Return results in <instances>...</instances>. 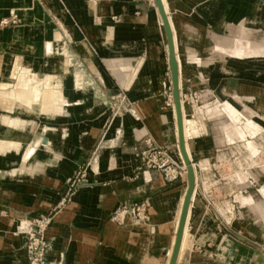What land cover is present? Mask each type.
Instances as JSON below:
<instances>
[{"label":"crops","instance_id":"1","mask_svg":"<svg viewBox=\"0 0 264 264\" xmlns=\"http://www.w3.org/2000/svg\"><path fill=\"white\" fill-rule=\"evenodd\" d=\"M161 1L173 34L180 91L193 89L200 95L208 92L230 100L264 126V54L215 56L216 46L234 49L237 40L253 41L242 37L246 31L260 41L264 0ZM10 11L17 14L18 22L1 24ZM66 61L70 65L64 66ZM7 63L10 70L16 67L17 75L34 73L43 78L51 74L60 84L65 102L58 111L51 109L39 116L51 132L41 137L60 142L61 127L69 131L60 142L69 163L76 158L73 163L78 165L81 148L93 147L101 128L111 121L106 138L113 142L102 151L97 173L88 168L87 183L71 194L74 201L70 198L61 214H53L46 233L52 257L63 252L62 264H164L186 179L179 174L174 179L165 177L162 171L147 168L141 158L148 140L162 147L176 143L174 110L167 89L166 38L153 0H0V81L4 86L10 78ZM106 91L112 95L124 93L117 104L124 113L110 117L111 100L105 103L97 98L98 93ZM184 111L189 114L192 109L185 105ZM1 113L6 112L0 109ZM20 116L34 117L24 112ZM204 121L197 123L196 135H187L184 124V138L191 162L207 158L211 164L216 149L226 143L216 135L215 121ZM4 128L9 136L26 142L35 135L27 127L14 129L0 121V129ZM67 141L72 145L69 150ZM171 155L183 163L178 148ZM198 162H194L195 167ZM50 170L51 174L55 168ZM263 179H253L259 185L255 190L264 185ZM63 181L37 182L35 186L47 185L46 196L52 202L57 194L51 198L50 193L61 190ZM1 190L0 197L5 199L8 193ZM29 196L32 201L36 197ZM142 199L148 205V221L139 224L123 213L114 218L120 203ZM194 201L189 228L196 237L199 229L194 223L203 213L207 237L203 242L194 241L204 249L195 253L192 241L178 264H203V258L206 264H252L254 253L263 255L260 264H264V228L245 206L239 203L233 213L242 224L237 229ZM193 208L198 211L194 217ZM5 222H0V231L6 235V241L0 239V264H15L10 256L23 238L12 235L14 224ZM211 255H217V260ZM18 257L25 259L22 251Z\"/></svg>","mask_w":264,"mask_h":264},{"label":"rangeland","instance_id":"2","mask_svg":"<svg viewBox=\"0 0 264 264\" xmlns=\"http://www.w3.org/2000/svg\"><path fill=\"white\" fill-rule=\"evenodd\" d=\"M64 64H65L64 66L70 65L69 61H66ZM8 69L10 70L9 67H8ZM65 71H66V69H65ZM68 71H69V69L67 68L66 72H68ZM11 74L13 75L12 77L10 76ZM48 75L50 76L51 74H48ZM9 76H10L9 81H7V83H6L7 86H4L3 85V81H0V86L2 87V88L0 87V90H3V91H7L8 89L14 90L16 95H15V98H13V100L14 99H17V100L20 99V104H21L20 106L22 107V110H23L24 108H26L24 105H27V104L31 103V99L29 101V96L31 97V93L30 94L24 93V91H23L24 88L22 87V84L20 83L21 86L19 85V80L20 81L23 80V79H20V78L32 76L33 79H35L37 81H42V80L45 79V77L47 75L45 77H43V78H37V75H35L34 73L30 74V75L29 74H23V73L21 75H17L16 67H14L13 69L11 68ZM50 78L52 80H54V76L53 75H51ZM57 88L59 90L60 95L65 97L63 91L61 90V87H60L59 83H58ZM189 90H193V89H188L187 91H189ZM198 92L200 93V91H198ZM123 95H124V93H123ZM123 95L121 94L120 97L115 98V100H113V102L117 101L118 99H120ZM0 96H1V93H0ZM208 96L210 97V96H213V95L209 94ZM10 99H11V97H10ZM22 100L25 101V102L23 103ZM1 101L2 100H0V106L2 104ZM64 102H65V100L62 103H64ZM209 102L211 103V105H210L211 108L214 107V106L218 107L219 111L222 113V116L220 114H217V115H214V116H210L212 113H210V115H209V114L205 113L206 112L205 110L204 111L200 110V111L195 112V120L197 121L198 124H200L199 121L205 122L204 120H206V119L214 120L215 121L214 124H215V133H216V135L222 137L223 138V143H226L223 147H229V151H231L233 149V145L234 144H238L240 139L239 140L235 139L232 142L231 141L228 142V140L225 137L226 133H222L223 132V130L221 128L222 125L224 123H229L230 122L229 121L230 119L227 116L228 113H227V111L224 108V103L218 102V98L214 97V96L212 97L211 100L209 99ZM25 103H27V104H25ZM14 108H15V110H14ZM17 108L19 109L18 105L12 104V109L11 110H14L15 113L17 112ZM247 111H249V108L247 109ZM124 112H125L124 110H120V114L124 113ZM200 113H201V115H200ZM41 114L42 113H39L38 116H35V118H36L35 119V125H36L35 129L34 130L32 129L33 131L29 130L30 132H33V133L36 132L35 134L39 135L38 136L39 139L37 140V142H36V144H35V146L33 148V152L31 154V155H33V157H30V158L33 159L35 166L39 170L35 171V172L31 171V172H27V173L18 172L17 164L20 161L22 151L26 148V146L24 147V145L28 144L29 142H26V141H24V140H22L20 138H16L15 139V138H13L11 136L10 137L12 138V140L21 142V145L18 147V150H16L15 156L12 158V162L9 165L5 166V163L1 164V162H0V166L4 167L0 171V177H1L0 181L2 180L0 182L1 183L0 186H1L2 190L1 189L0 190L1 191H3V190L7 191V193H8V196L5 197V199L0 197V222H3L4 225H6L5 221H7V220L12 222V225L14 224V228H13L14 230L13 231L11 230L12 235H20V236H22L23 240H24V236H23V232L21 230V227L23 226L24 221H26L27 218H29L32 215L38 216L41 213H47L48 215H50L52 217H53V214H54V216L59 215V214H61L64 211L65 207L70 202V198H71L72 202L74 201V199H73L74 196L71 197V194L73 192H76L77 189H78V187H76L75 184L78 183L77 182L78 179H79V183H82V178L84 177L83 176V174H84L83 169L85 167V164L88 162V160H89V158L91 156V153L95 150V148H96L95 146L98 147L100 141L103 138V133H104V131L106 130V128L108 126V125H105V127L103 129L101 128L100 132L98 133V135L96 137V140H95L96 142L93 143L94 144L93 147L88 149L89 152H88V155H87L86 159L84 160V165H82L81 169L77 173L74 174V176H73V178L71 180V183L73 184V186H71L70 188L65 190V188H66L65 185L67 184V182L64 180L63 183H62L64 187L61 190H59V191H55V192H58V193H55V192L54 193H50V192H48V193H50L51 198H54L55 194H57V198L55 200H53L52 202H49V199L46 196L47 193L45 192L46 187H48V186L44 185V184H39L38 188H36L35 184L37 182H47V184H48V183L55 182V181L57 183L63 178L64 179L68 178L70 173L72 172V169H74L78 165L73 163V161H76V159L74 160V158H72L73 160L69 163V161H70L69 160V156L64 155V153L62 152V149H63L62 147L63 146L61 145L60 142L64 141L62 139H65V137L68 136L69 131H67L65 133V135H63V136H62V134H60L61 136H58L60 138L59 139L60 142L58 140L55 141V142H53V141L51 142L48 138H44V137L42 138L41 137L42 133H49V134L51 133L50 129H49V126H47L46 124H43L44 121H41L39 119V116ZM190 114H192V112ZM214 114H216V113H214ZM242 115H243L242 120H243L244 117L249 116V115H245L244 113ZM43 116L44 115H42V117ZM190 118H193V115H191ZM38 124L43 125V128L45 130L39 131L38 127L40 125L38 126ZM50 128L52 129L53 132L57 133L55 131V126H51ZM74 128L75 127H72V130H70L71 134H73L75 132ZM63 129L64 128L61 127V131ZM263 129H264V126H263ZM21 131H27V130L22 129ZM38 131H39V133H38ZM92 131H94V129H91L90 133H92ZM198 133H199V127H198V132L197 133H195V134L192 133L190 135H196ZM224 134H225V136H222ZM257 134H259V132ZM248 136H251V135H247V137ZM185 143L187 144L186 140H185ZM44 145H46L49 148H51V150H49ZM66 146L68 147V150L71 149V147H72V145H71V143L69 141H67V145ZM101 146L108 147V146H110V143H109V141L108 142L106 141V143L105 142L102 143ZM9 147L13 148L12 143L9 144ZM261 150L262 151H261V153H260V155L258 157V162L264 164V150L263 149H261ZM59 154H63V156L68 161L66 159L65 160L64 159H60ZM189 154H190V152H189ZM46 158L48 159V164L50 166L48 164L44 163V160ZM240 159L242 160L243 158H240ZM170 160H171V162L176 164L175 158L174 159L170 158ZM201 160H200V163H201ZM194 162H198V161L197 160L196 161H192V163H194ZM252 163H254V162H252ZM252 163L250 165L251 168L248 167L249 166V164H248L247 165V169H245V171L238 169L239 167L242 168V165H239L238 162H235V164L234 163H232V164L225 163V166L223 167V169H221L220 174H221V178H225L226 181H227L226 191L223 192L220 189H215L213 191V196L210 197V200L208 199L207 192H205V189L208 187L209 184H208V182L205 181L202 172L199 171L198 168H196V170H195L196 174H197V190H196V198H195L196 200L195 201L191 200L190 211L188 213V217H187L186 224H185V227H184V233H185V229L187 230V242H186L187 243V248H186L187 251H188L189 245H191V243L193 241V244H192L193 251L195 253H201L202 250L204 249L203 246H200V244H197V242L194 241V240H197L199 242H203L204 239L207 237V231L205 229L207 220H206V217L204 216L203 213L200 215V218L198 219V221L197 222L195 221V223H194V226L197 229H199L196 237L192 233L191 228H189V217L191 216L190 213H191V206H193L192 205L193 201H194V204L202 206L203 210L205 209V210L211 211V213L214 214V217H221V219H224V221L231 222L232 226L236 227L237 229H240V227H242V224L240 223V219H238L236 217L234 218V214L236 213L235 211H237L236 209H237L238 203H241V202H239L240 200H239L238 197L239 196H248L252 191H257V190H255V188H258L259 185L256 186L255 185L256 183L253 182L251 187L247 188L245 192H242V190L244 188H246L248 185H250V183H251L250 178H253V179L254 178L255 179L258 178L259 179L260 177H263V176H260V175L259 176L256 175L257 177H255L254 173H252V172H254V169H252V166H253ZM44 164H46L47 166H45ZM73 165H75V166H73ZM208 167H209V160H208ZM54 168H55L54 172H52L50 174V172L52 171L50 169H54ZM5 169H7V170L5 171ZM237 170L240 171V172L242 171V172L241 173L240 172L237 173ZM241 174H242V177H241ZM50 177H52V178H50ZM216 177H217V175H216ZM244 180L247 181L246 184H245ZM209 183H211V178L209 180ZM51 186H52L51 189L55 188L54 185H51ZM29 194L33 195V196H36L33 201H32L33 197H30ZM12 201H17L18 203L14 204ZM22 201L25 202V203L24 204H20V202H22ZM26 206H28V207H26ZM230 207L234 208V210H233L234 214L233 213H230V214L227 213L228 210L230 211V209H231ZM245 207H246V209L248 211V214L251 217L253 216L252 218L255 219L260 224V226L264 228V221L262 219L259 220V217L255 216L254 213H252V209L250 208L251 206H245ZM197 212L198 211L195 208H193L192 217H194V215ZM176 224H177V222H176ZM250 230L252 231V233H255L254 229H250ZM0 239L3 240V241H6V235L3 232H1V231H0ZM21 245H22V243L18 247L14 248V250L11 253L10 257H12L14 259H17L18 252H19L20 249H22ZM171 247H172V241H171V245H170V248H169L170 251H171ZM263 248H264V245H263ZM169 250H168L167 258H166L167 261L169 260V257H170V251ZM186 250H185V253L187 252ZM185 253L183 254V257L181 259L177 258V264L184 258ZM215 256H217V255H211V257H213V258H215ZM251 258H252V264H260V263H262L263 255L260 254V253H254L251 256ZM166 260H165V262H166ZM200 260L203 261V262H201L203 264L207 263V260L205 258L200 259ZM198 263H200V262H198Z\"/></svg>","mask_w":264,"mask_h":264},{"label":"bare ground","instance_id":"3","mask_svg":"<svg viewBox=\"0 0 264 264\" xmlns=\"http://www.w3.org/2000/svg\"><path fill=\"white\" fill-rule=\"evenodd\" d=\"M169 24H170V22H169ZM251 32H253V31H251ZM242 37H246L247 39L250 38L253 41L247 42V41H243V40H237L235 42L234 49H230V48L224 49V47L222 48V47L216 46V51H217V53L215 52L216 58L222 59V57L225 55L226 56L237 55V57L238 56L250 57V56H254V55H258V54H264V31H262V33H261L260 41H255L256 38H254L253 33H249V31H246V33ZM173 41H174V39H173ZM174 51H175V46H174ZM175 57H176V52H175ZM176 60H177V58H176ZM177 64H178V61H177ZM6 66L9 67V63H7ZM10 76L12 77L13 75L11 74ZM20 79H23L21 81L19 80V85H20V83L22 84V87L24 88L23 89L24 93H26V94L31 93V97L29 96V101L31 99V103L30 104L25 103V104H27V105H24L26 108H24L22 110V107L20 106L21 105L20 99L19 100H17V99L13 100V98H15V95H16L14 90H12V89H8L7 91L0 90V93L2 96V97L0 96V100H2L1 101L2 104H1L0 108H1V110H4L6 112V113L0 114V121L4 125H8L14 129H21L23 127H27V128H29V130H32V129L34 130L35 126H36L35 125V119H36L35 116H38L39 113H44V112H47L48 110H51V109L54 111H57L59 109V105L62 104V102L64 101L65 98L62 95H60V93H59V90L57 88L58 83L56 84L55 81L50 78V76H46L45 79L42 81H37V80L33 79L32 76L24 77V78H20ZM178 85H179V89H180L179 73H178ZM230 86H231V84H230ZM209 94L210 93L206 92V93L201 94L199 96L198 103L195 106V109H193L191 111L192 114H190V113L188 114L187 111L186 112L184 111V114H183V107L185 105L181 101L183 137H184V124H185V131H186L187 135H190L192 133L195 134L198 132L199 126L197 125V121L195 120V112L200 111V110L201 111L205 110L206 111L205 113H207L209 115H210V113H212L210 116H214L217 114H220L222 116V113L219 111L217 106H214L211 108V106H210L211 103L209 102V99L211 100L213 96L209 97L208 96ZM10 97H11V99H10ZM22 102L24 103L25 101L22 100ZM218 102L224 103V108L228 113L227 114L228 118L230 119L229 123H224L221 127L223 130V132L222 131L221 132L226 133V136H225V134L222 136H225L226 139L228 140V142L229 141L232 142L235 139H238V140L240 139V141H239L240 143L238 142V144H234L233 149H232L233 154L234 153H240L243 155V160L239 161V165H242V168L239 167L238 169L243 170V166L245 167V169H247V165L250 162L251 163L254 162V163H252L253 164L252 169H254V172H252V173H254L255 177H257L256 175H258V176L260 175V176L264 177V164L258 162V157L262 151L261 149L264 150V129H263V126L259 122L255 121L250 116L244 117L242 120L243 112L240 111V109L236 105H234L230 100L218 99ZM12 104L18 105L19 109L17 108L16 113L14 111H12V114H11L9 112L12 109ZM22 112H24L25 114H28V115H33L34 117L22 118L20 116ZM214 113H216V114H214ZM191 115H193V118H190ZM200 115H201V113H200ZM39 125L40 124H38V126ZM38 130L43 131L45 129L43 128V125H40L38 127ZM39 131H38V133H39ZM258 132H259V134H257ZM247 135H251V136H248L249 137L248 138ZM38 136L39 135L35 134L34 138L28 144L24 145V147L26 146V148L22 151L20 161L17 164L18 172L27 173V172H31V171L35 172V171L39 170L35 166L33 159L30 158V157H33V155H31V154L33 152V148H34L37 140L39 139ZM185 140L186 139L184 138V142H185ZM10 143H12L13 148L9 147ZM20 145H21V142L12 140V138L5 131V128L0 129V162H1V164L5 163V166L9 165L12 162V158L15 156L16 150H18V147ZM186 145L187 144L185 143V149H186ZM44 146L47 147L49 150H51V148H49L48 146H46V145H44ZM186 153H187V155H189L188 157H190L188 150H186ZM59 157H60V159H64V160L66 159L63 156V154H59ZM218 158L223 159L224 157L218 156ZM44 163L48 164L47 158L44 160ZM201 163L202 164L200 165V161H199L198 165L202 171V174H203L205 181L208 182V184H209L210 170L208 167V160L204 159L201 161ZM251 163L249 164L248 167H250ZM46 164H44V165L47 166ZM184 167H185V165H184ZM2 168H4V167L0 166V171ZM245 169L243 171H245ZM6 170L7 169H5V171ZM238 172H240V171L237 170V173ZM241 177H242V174H241ZM195 179H196V183H195L196 184L195 188H196V186H197V174L196 173H195ZM246 182L247 181H245V184H246ZM183 197H184V195H183ZM195 198H196V191L193 192L191 200H195ZM238 198L240 200L239 202H241L240 203L241 205L251 206L250 208L252 209V213H254L255 216H258L259 220L262 219L264 221V185L259 190L252 191L248 196H239ZM182 201H183V199H182ZM122 215H124V214H122ZM187 217H188V214H187ZM139 224H141V223H139ZM144 225H145V223H144ZM183 234L184 235L182 236V241H181L180 249H179V253H178L179 259H181L183 257V254L185 253V250L187 248V243H186L187 242V230L186 229H185V233L183 232ZM20 241H21V239H20ZM171 241L173 244L174 236H173ZM171 249H172V247H171ZM170 255H171V251H170ZM164 264H168V261L166 260V262Z\"/></svg>","mask_w":264,"mask_h":264},{"label":"water","instance_id":"4","mask_svg":"<svg viewBox=\"0 0 264 264\" xmlns=\"http://www.w3.org/2000/svg\"><path fill=\"white\" fill-rule=\"evenodd\" d=\"M154 2V6L156 7V10L159 14L160 20H161V25L163 27L164 30V34H165V38H166V48H167V60H168V69L170 72V81L168 83V86H170L171 88V106L174 110V118H175V128H176V143L170 147V146H163L167 152L168 155L170 156V158L174 159L172 157V151L176 150V148L179 149V152L181 154L183 163L180 159H175L176 160V164L179 166H182L183 164L185 165V172H180L179 175L180 176H184L186 179V189H185V193H184V197H183V201H182V205H181V209H180V213H179V217L177 220V224H176V230L174 233V241L172 244V249H171V255L169 257L168 260V264H177V258H178V253H179V249H180V244L182 241V236H183V232H184V227L186 224V220H187V214L190 211V205H191V199H192V195L195 189V183H196V179H195V168L193 166V164L191 163L190 157H188L187 153H186V149H185V142H184V137H183V128H182V112H181V99H180V89H179V85H178V64H177V60L175 57V51H174V41H173V35H172V31H171V27L168 21V17L166 14V11L164 10V6L162 4L161 0H153ZM41 76V75H40ZM121 94L123 95L122 91H118V93L116 95H112L109 91H106L104 93H98L97 94V98L99 100L104 101L105 103H108L109 100H111V104H109L108 106H110L108 112L111 118L115 117L116 115H120V110L117 107V104L120 103L121 99H123V96L118 99L117 101H114L115 98H118L121 96ZM111 126V121L106 129V131L104 132L103 138L100 141L98 147L95 146V150L91 153V156L88 160V162L85 164V167L83 169V178H82V183H76V187L80 188L82 186H85V184L88 181V177L89 172H88V168L92 171H96L95 173H97V168H98V162H99V157L102 153V151L106 148V146H101L102 143H106V141L110 143L113 142V139H107V131ZM67 131L65 129H63L61 131L62 136L65 135ZM118 134V132L116 131V135ZM116 137V136H115ZM88 146V145H87ZM82 158L80 159L78 166L75 167L74 169H72V172L70 173L68 178H65L64 180L67 182V184L65 185V190H67L68 188H70L71 186V180L74 176L75 173H77L82 165H84V160L86 159L88 153L86 154V157L83 158V155L86 153V151H88V149H82ZM149 150L146 151L145 154H141V158H142V162H143V158H145L148 154ZM76 158H74L75 160ZM183 165V166H184ZM64 190V191H65ZM146 199H142V200H134V201H128V202H122V203H126L127 205V210L125 212H123L124 215H127L128 217H130L131 219H133L136 222H145V221H138L137 219L134 218L133 214H132V205L135 202H140V201H145ZM120 203V205L122 204ZM28 207V206H26ZM36 215H32L29 218L26 219V221H24L23 226L21 227V230L23 232V236H24V240L22 242V249L19 250V254L20 251H22L24 253V260H21V258L18 257L17 255V259L12 258L13 263L15 264H29V255L27 254L26 251V242H27V238H28V234L34 230V224L32 222V219L35 218ZM52 221L50 222L49 226L51 225ZM48 226V228H49ZM47 228V229H48ZM47 233V231H46ZM45 240L47 241V249L45 252V260H46V264H62V260H63V252H59L57 257H52L51 255V240L47 237V235L45 234Z\"/></svg>","mask_w":264,"mask_h":264},{"label":"built area","instance_id":"5","mask_svg":"<svg viewBox=\"0 0 264 264\" xmlns=\"http://www.w3.org/2000/svg\"><path fill=\"white\" fill-rule=\"evenodd\" d=\"M17 22V14L13 11H10L9 16L2 19L1 24L6 25L8 23ZM199 96L200 93L197 90H186L184 92H180V99L182 103L184 105H189L192 110L195 109V106L198 103ZM146 143L149 147V152L147 156L143 158V164L147 168L158 169L164 173L165 177H169L171 179H174L180 172H185V167L183 165L179 166L171 162L170 156L168 155V152L164 147L154 144L149 140L146 141ZM218 156H223L224 158L219 159ZM240 158H243V155L240 153L233 154L232 150L229 151V147H221L216 149L214 161L209 165L211 183H209L208 187L205 189L209 200L210 197L213 196V191L215 189H220L223 192L226 191L227 181L225 178H221L220 174V171L225 166V163H239V161L241 160ZM192 164L195 170L196 168H198L199 171H201L199 165L195 167L194 163ZM244 169L245 167L243 166V170ZM250 180L251 182H253V178H250ZM78 181L79 179L77 180V182ZM71 186H73V184H71ZM230 208V211H227L228 214L233 213L234 208ZM126 210V203H122L119 206L118 210L115 212L114 218L121 217V213L125 212ZM132 214L138 221H148L150 216L146 201L133 203ZM51 221L52 216L48 215L47 213H41L33 218L32 222L34 224V230L28 234L26 242V251L29 255V264H46L45 252L47 249V241L45 240V234Z\"/></svg>","mask_w":264,"mask_h":264},{"label":"flooded vegetation","instance_id":"6","mask_svg":"<svg viewBox=\"0 0 264 264\" xmlns=\"http://www.w3.org/2000/svg\"><path fill=\"white\" fill-rule=\"evenodd\" d=\"M169 78H170V72H169ZM167 89H168V95L171 96V88H170V86H168ZM146 145H147V143H146ZM148 150H149V147L147 145L144 152L146 153V151H148Z\"/></svg>","mask_w":264,"mask_h":264}]
</instances>
